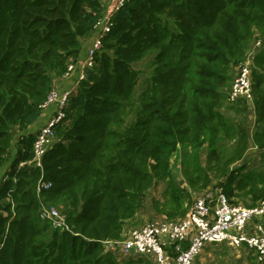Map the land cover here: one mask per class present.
<instances>
[{"label":"trees","instance_id":"trees-1","mask_svg":"<svg viewBox=\"0 0 264 264\" xmlns=\"http://www.w3.org/2000/svg\"><path fill=\"white\" fill-rule=\"evenodd\" d=\"M112 1L0 0V264H134L104 242L138 225L164 183L162 217L186 216L193 199L175 179L179 152L195 189L215 181L232 204L264 200V169L246 171L245 161L253 146L264 164V0L118 2L42 167L18 168L33 157L48 94L83 59ZM259 41L252 101H231ZM40 179L52 187L39 193ZM49 203L64 229L41 218Z\"/></svg>","mask_w":264,"mask_h":264},{"label":"built area","instance_id":"built-area-1","mask_svg":"<svg viewBox=\"0 0 264 264\" xmlns=\"http://www.w3.org/2000/svg\"><path fill=\"white\" fill-rule=\"evenodd\" d=\"M113 0L108 12L99 22L100 32L93 38L86 57L78 63L68 67L64 77L70 78L78 73L74 87L86 76V69L92 65L95 52L102 47L104 33L109 31V21L112 11L118 7ZM260 41L247 54L241 63L232 87L229 99L236 101L244 98L252 101L251 62ZM73 88L59 91L55 86L48 94L43 107L47 109L57 103L55 114L39 129L34 145L33 157L21 161L18 168L26 164L42 167L43 156L52 145L56 136V129L64 117L63 109L73 92ZM51 181L40 179L37 191L52 187ZM40 216L48 221L55 229H64L66 222L64 215L54 204H42ZM264 200L255 206L232 204L227 196L217 189H211L199 195L194 205L180 220L154 218L140 227L132 228L121 239L106 240L108 251L118 255L121 259L149 258L153 264H198L197 258L207 243L225 244L229 247L246 245L260 262H264ZM187 242L188 246L184 247Z\"/></svg>","mask_w":264,"mask_h":264},{"label":"rangeland","instance_id":"rangeland-1","mask_svg":"<svg viewBox=\"0 0 264 264\" xmlns=\"http://www.w3.org/2000/svg\"><path fill=\"white\" fill-rule=\"evenodd\" d=\"M251 111L248 113L247 117H249L251 119ZM183 153V152H182ZM179 155H177V157L175 158V163H174V175H175V179L176 181H179L181 182L182 184L185 183L187 185V188H189L188 190L190 191L191 193V196H192V199H193V203L192 205L190 206L189 210L191 209V207L194 205V202L196 200V198L201 195L202 193H205L212 188V185L215 184L216 182L214 181L213 184L209 185L207 189L205 190H200V189H195L194 187H192L188 180L186 179V177L184 176V171L182 169V165L180 164L181 162V152L178 153ZM252 159V156L250 154V152L247 153V159L248 162H247V168H246V171H254L255 169L252 168V165L253 164H250V161ZM239 163H242L239 162ZM261 170V169H260ZM213 176V175H212ZM166 188V184H161L151 195V197H149L147 199V202H146V205H145V208L142 209L140 212H139V224L138 225H135L134 223H130V225H128V229L126 231V233L128 231H130L132 228H135V227H140L142 225H144L145 223L149 222L151 219L153 218H157V217H160V218H165V217H162V216H165L164 213H162V209L165 208L163 206V203L165 202L166 200V196L164 194V190ZM154 200L160 202L159 206L160 207V212L157 211L155 204H153ZM243 205H246V204H243ZM180 219V218H178ZM177 218L174 219V220H178ZM182 219V218H181ZM126 235H124L125 237ZM123 238V237H122ZM228 251H229V254L226 253V255L228 256V258L231 260H228L229 263L228 264H259V263H262L260 261H258V259L256 258L255 254L254 256H252V254H250L248 252L247 249L245 248H239L235 251L227 248ZM224 250L223 247L221 248V251Z\"/></svg>","mask_w":264,"mask_h":264},{"label":"crops","instance_id":"crops-1","mask_svg":"<svg viewBox=\"0 0 264 264\" xmlns=\"http://www.w3.org/2000/svg\"><path fill=\"white\" fill-rule=\"evenodd\" d=\"M85 57H86V53H84V55H83V58H85ZM77 77H78V73L76 72L70 78H67V77L59 78L56 81L57 89H59V91H65V90H68L70 88H73L74 84L76 83ZM56 109H57V103H53L47 109H45V111H44V113L40 119V122L37 124V126L43 125L44 123H46L51 118V116L56 112ZM250 115H251L250 124H251V127L254 128L256 126V117H255V113L253 110L251 111ZM248 152H250V154L252 156L250 164H253L252 168L255 169L254 171L264 169V164L262 163L263 151L258 150L252 146L249 148ZM245 161L247 164L248 160H245ZM157 218H160V217H157ZM262 220L264 222V219H262ZM128 225H130V223ZM222 247L224 250L221 251ZM227 248H229L233 251H235L239 248H245L248 250V252L250 254H252V256H254V252L247 246L229 247L225 244L207 243V244H205L204 248L202 249L201 253L199 254V256L197 258L198 264H228L229 263L228 260H230V259L226 255V253L229 254V251ZM127 259H129V260L133 259L135 262L134 264H153L152 261L146 257L127 258ZM226 259H228V260H226ZM241 264H242V262H241Z\"/></svg>","mask_w":264,"mask_h":264}]
</instances>
